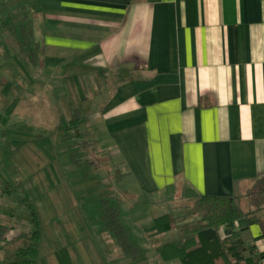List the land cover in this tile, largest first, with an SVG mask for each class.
I'll return each mask as SVG.
<instances>
[{"label":"crops","instance_id":"1","mask_svg":"<svg viewBox=\"0 0 264 264\" xmlns=\"http://www.w3.org/2000/svg\"><path fill=\"white\" fill-rule=\"evenodd\" d=\"M19 2L41 44L45 99L81 111L102 163L127 177L126 201L148 208L144 238L173 231L154 235L155 219L181 220L201 196L248 200L264 177V0ZM7 37L10 60L19 45ZM258 216L236 223L257 250Z\"/></svg>","mask_w":264,"mask_h":264},{"label":"rangeland","instance_id":"2","mask_svg":"<svg viewBox=\"0 0 264 264\" xmlns=\"http://www.w3.org/2000/svg\"><path fill=\"white\" fill-rule=\"evenodd\" d=\"M40 73L23 53L9 60L0 51V225L4 227L0 264H9L4 257L29 242V206L43 227L39 264H59L56 254L61 249L68 250L71 264H166L150 244L171 242L178 238V230L153 241L144 238L152 228L147 223L148 208L136 200L126 201L121 189L127 177L108 171L100 155L91 154L94 148L68 128L75 110L68 115L64 99H58L63 109L53 97L48 103ZM53 93L59 96V91ZM80 126L85 128V122ZM252 194L247 201H237L246 213L255 210L248 206ZM107 199L120 207V221L140 252L125 253L104 229L101 207ZM174 214L179 216L177 211Z\"/></svg>","mask_w":264,"mask_h":264},{"label":"trees","instance_id":"3","mask_svg":"<svg viewBox=\"0 0 264 264\" xmlns=\"http://www.w3.org/2000/svg\"><path fill=\"white\" fill-rule=\"evenodd\" d=\"M7 32L17 40L19 52L24 54L29 64L37 65L41 44L35 35L34 19L28 6L19 0H0V51L3 50L2 43ZM82 119L81 111L75 110L68 128L74 129L75 136L91 146L78 127ZM94 150L91 154H97ZM253 192L251 205L255 210L252 212H244L233 198L201 196L184 210L185 215L181 220L171 214L156 218L154 235L175 229L179 233L178 239L156 249L158 258L166 264H260L264 260V248L257 250L250 246L242 237L243 230L236 229V223L244 219L248 226L260 222L258 213L264 209V177L257 182ZM102 202L104 229L114 235L125 253L140 252L131 243L129 233L120 221L118 204L108 199ZM29 207L32 214L31 230L27 235L29 242L24 241V245L18 247L11 256L4 257L9 264H39V242L43 227L38 213ZM180 221L183 222L181 225ZM3 229L0 225V242ZM56 256L59 264H71L67 249H61Z\"/></svg>","mask_w":264,"mask_h":264}]
</instances>
